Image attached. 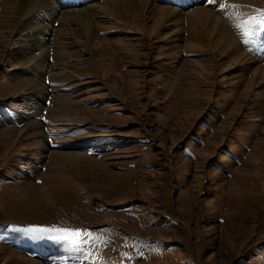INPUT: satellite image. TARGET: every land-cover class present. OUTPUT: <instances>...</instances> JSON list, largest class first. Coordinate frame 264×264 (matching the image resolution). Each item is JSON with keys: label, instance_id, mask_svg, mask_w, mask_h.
Returning <instances> with one entry per match:
<instances>
[{"label": "rangeland", "instance_id": "374dc122", "mask_svg": "<svg viewBox=\"0 0 264 264\" xmlns=\"http://www.w3.org/2000/svg\"><path fill=\"white\" fill-rule=\"evenodd\" d=\"M49 1L0 0V264H264V0Z\"/></svg>", "mask_w": 264, "mask_h": 264}, {"label": "bare ground", "instance_id": "6f19581e", "mask_svg": "<svg viewBox=\"0 0 264 264\" xmlns=\"http://www.w3.org/2000/svg\"><path fill=\"white\" fill-rule=\"evenodd\" d=\"M24 1V3H23V8L22 9H25V8H27V7H32L33 6V4L35 3V4H37L38 6H39V4H41V6H43V7H46V9H48V10H50V12H52V14L54 13L53 12V5L51 4V2L49 1V0H23ZM128 1L129 0H120L119 1V3H121L122 4V6L124 5V7L125 6H129L130 5V3H129V5H128ZM137 1V0H136ZM143 1H148V0H143ZM105 2V1H104ZM108 2H110V4H111V2H112V0L111 1H108ZM114 2H115V0H114ZM130 2H131V0H130ZM140 2H141V0H140ZM139 2V3H140ZM106 3H107V1H106ZM151 3V2H150ZM109 4V5H110ZM141 4H143V3H141ZM37 5H35V6H37ZM108 5V4H107ZM108 5V6H109ZM112 5V4H111ZM145 5V4H144ZM132 6V5H131ZM115 7H116V4H115ZM130 7V6H129ZM146 7V6H145ZM148 7V6H147ZM111 8V7H110ZM109 8V10H111ZM113 8V7H112ZM116 8H119L118 6L116 7ZM116 8H115V10H116ZM126 8H128V7H126ZM132 8V7H131ZM149 8H150V6H149ZM37 9V8H36ZM123 9V8H122ZM203 9V8H202ZM32 10V9H31ZM30 10V11H31ZM38 10V9H37ZM40 10V9H39ZM105 10H106V8H105ZM120 10V9H119ZM157 10V9H156ZM161 10V9H160ZM42 11V10H41ZM37 12H39V11H37ZM153 12H155V11H153ZM165 12V16L166 17H171V18H176V17H178L177 15H176V11L174 10V9H169V10H167L166 9V11L165 10H162L161 11V15L163 14ZM75 13L76 14H73V17L75 16V17H78V19L80 20V21H82V23H83V25H84V28L87 30V32L89 33V32H91V24L89 23V18H88V16L85 14V12H83V11H81V10H78V11H75ZM157 13L159 14L158 15V18L160 17V12L159 11H157ZM37 14V13H36ZM121 14V13H120ZM127 14V13H126ZM39 15V14H38ZM42 15V14H41ZM49 15H50V13H49ZM69 15H72V14H66V16H65V19L66 18H69ZM195 15H197V16H202V17H207V16H211L213 19H214V14L212 13V12H210L209 10H206L205 11V9L204 10H198L196 13H195ZM52 16V15H51ZM136 17V16H135ZM162 17H163V15H162ZM180 17V16H179ZM88 18V19H87ZM123 18V17H122ZM131 19V18H130ZM168 18H166L165 20H167ZM121 20V19H120ZM163 20V19H162ZM93 26V25H92ZM38 29V28H37ZM223 33L224 34H226V33H228L227 32V30L225 29L224 31H223ZM32 40V39H31ZM42 40V39H41ZM122 47H125V45H122ZM38 86H40V85H38ZM39 88V87H38ZM37 88V89H38ZM40 89V88H39ZM38 89V90H39ZM9 90V89H8ZM38 90H37V92H38ZM47 178H49V177H47ZM49 180V179H48ZM51 183V182H50ZM35 184H37V183H35ZM35 184H32V186H30V187H27L26 188V191H27V197L25 198L26 199V202H27V205H28V207H29V210L30 211H32V212H34V210H35V205L37 204V205H39V203H41L42 202V199H43V197L36 191L37 190V185H35ZM52 184V183H51ZM40 189V188H39ZM25 191V192H26ZM47 198V197H46ZM43 202L45 203V201L43 200ZM42 202V203H43ZM263 207V206H262ZM27 209V208H26ZM50 209V208H49ZM31 212V213H32ZM36 212V211H35ZM24 214V213H23ZM27 214V213H26ZM28 218V217H27ZM27 218H25V217H23V218H19L20 220H17V219H15L17 222H19V226H20V228L21 229H26V230H31V231H33V230H37V226H36V228H34L33 226H30V224H33L34 226H35V224L34 223H36V222H33V221H31V222H33V223H28L27 222ZM23 219V220H22ZM49 219V218H48ZM26 221V222H25ZM39 228V227H38Z\"/></svg>", "mask_w": 264, "mask_h": 264}]
</instances>
